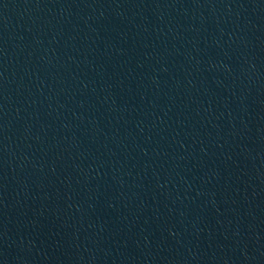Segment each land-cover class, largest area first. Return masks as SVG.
I'll return each instance as SVG.
<instances>
[{"label": "water", "instance_id": "water-1", "mask_svg": "<svg viewBox=\"0 0 264 264\" xmlns=\"http://www.w3.org/2000/svg\"><path fill=\"white\" fill-rule=\"evenodd\" d=\"M0 264H264V0H0Z\"/></svg>", "mask_w": 264, "mask_h": 264}]
</instances>
